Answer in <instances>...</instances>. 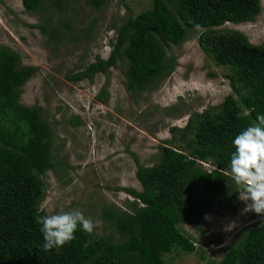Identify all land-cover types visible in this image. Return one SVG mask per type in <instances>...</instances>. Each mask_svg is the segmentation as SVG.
<instances>
[{"label": "trees", "instance_id": "16d2710c", "mask_svg": "<svg viewBox=\"0 0 264 264\" xmlns=\"http://www.w3.org/2000/svg\"><path fill=\"white\" fill-rule=\"evenodd\" d=\"M21 1L27 12H40V23L34 26L54 50L64 40H93L95 20L78 28L69 12L108 2ZM48 8L55 12H43ZM261 8V0H150L147 8L112 21L107 57L97 54L64 75L70 82L92 81L120 63L125 89L137 99L171 73L176 63L173 47L197 33L199 47L213 65L225 70L230 89L219 104L191 114L183 127H169L171 138L157 146L150 164L136 162L140 189L114 188L132 197L123 203L125 208L102 204L89 210L109 228L105 236L78 226L71 241L48 251L42 247L36 217L48 215L40 207L49 185L47 172L62 171L60 164L66 162L55 158L58 150L47 111L20 101L22 86L37 66L23 64L16 49L0 43V264H87L98 253L101 264H170L166 256L180 251L196 255L204 264H264V220L244 226L220 247L219 259L207 256L182 226L189 223L202 230L200 224L212 206L235 211L239 204L228 172L231 139L264 116V41L254 43L226 23L252 21ZM105 90L97 97L104 99ZM68 121L80 123L73 115ZM200 161L214 167L207 169ZM63 177L70 181L67 172ZM210 240L216 243L220 238Z\"/></svg>", "mask_w": 264, "mask_h": 264}, {"label": "rangeland", "instance_id": "374dc122", "mask_svg": "<svg viewBox=\"0 0 264 264\" xmlns=\"http://www.w3.org/2000/svg\"><path fill=\"white\" fill-rule=\"evenodd\" d=\"M107 1L105 6L94 9L81 3L77 12H69L72 24L78 28L94 19L95 38L79 43L64 40L58 50H54L53 43H46L47 36L34 26L40 23V12H27L21 0L0 1V43L16 49L23 64L37 66L22 86L20 101L25 105L39 104L47 111L58 150L55 158H64L66 162L60 164L62 171L47 172L49 185L40 207L48 215L81 209L93 221L94 231L103 236L109 228H103L89 210L94 211L102 204L125 208L123 203L132 197L114 188L140 189L135 177L136 162L150 164L157 146L171 138L169 127H183L188 116L219 104L230 89L225 70L213 65L199 47L197 33L173 47L176 63L171 73L156 88L141 91L137 99L125 89L120 63L105 74L97 73L92 81L66 80V73L93 61L97 54L108 56L109 39L114 36L112 21L135 14L150 3V0ZM261 6L254 20L226 26L244 32L254 43L264 41V0ZM43 12L55 10L48 8ZM102 88L106 89L104 99L97 97ZM72 115L80 123L70 124L68 119ZM66 172L70 181H64ZM212 207L200 224L202 230L193 224L182 225L211 258L222 257L220 247L244 226L264 220V214L244 212L242 201L235 211ZM211 236H219L220 240L212 243ZM100 254L87 264H101ZM166 257H170V264H204L187 252H173Z\"/></svg>", "mask_w": 264, "mask_h": 264}, {"label": "clouds", "instance_id": "9594fccd", "mask_svg": "<svg viewBox=\"0 0 264 264\" xmlns=\"http://www.w3.org/2000/svg\"><path fill=\"white\" fill-rule=\"evenodd\" d=\"M231 145L228 172L237 186V199L243 202L244 212L264 214V116H258L257 123L238 131L232 137ZM200 163L207 169L214 167L210 162ZM36 222L40 226L45 251L60 248L71 241L78 226L89 234L94 229L93 221L78 209L37 216Z\"/></svg>", "mask_w": 264, "mask_h": 264}]
</instances>
